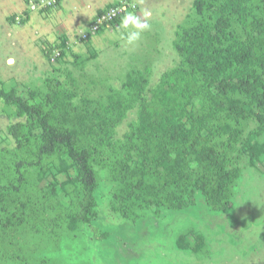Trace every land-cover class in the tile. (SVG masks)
I'll list each match as a JSON object with an SVG mask.
<instances>
[{
	"label": "trees",
	"instance_id": "16d2710c",
	"mask_svg": "<svg viewBox=\"0 0 264 264\" xmlns=\"http://www.w3.org/2000/svg\"><path fill=\"white\" fill-rule=\"evenodd\" d=\"M122 5L99 10L91 25ZM192 10L195 21L175 31L178 63L154 86L145 67L128 71L122 91L110 89L104 102L75 100L70 74V88L58 79L48 80L45 92L29 89L26 96L0 88V99L12 109L7 115L15 119L7 127L11 144L0 149L1 259L23 262L16 252L24 231L56 238L81 224L90 229L100 172L114 183L113 211L124 220L145 211L178 216L197 193L211 211L226 210L240 156L253 166L264 153V0H193ZM124 13L97 31L118 24ZM68 48L60 38L43 53L54 63ZM54 50L59 56L51 62ZM130 114L135 117L128 120ZM248 121L255 125L245 134ZM41 181L47 182L42 188ZM194 239L192 244L178 233L175 245L187 243L197 253L205 242L202 235Z\"/></svg>",
	"mask_w": 264,
	"mask_h": 264
},
{
	"label": "rangeland",
	"instance_id": "374dc122",
	"mask_svg": "<svg viewBox=\"0 0 264 264\" xmlns=\"http://www.w3.org/2000/svg\"><path fill=\"white\" fill-rule=\"evenodd\" d=\"M42 1L0 0V88H13L21 96L29 89L45 92L47 81L53 79L70 88V74L77 84L75 100L104 102L110 89L122 91L128 71L145 67L150 71L149 85L154 86L178 63L173 47L177 27L196 19L193 0H66L51 11L40 8ZM117 3L127 6L121 21L90 33L97 12ZM129 14L149 25L133 45L122 38L127 31L123 21ZM11 17L22 22H12ZM87 33L89 40L81 41ZM60 38L68 40L69 48L59 62L50 63L43 48L56 46ZM11 110L0 99V149L11 144L6 139L7 127L15 121L7 115ZM133 117L130 114L128 120ZM254 125L248 121L245 134ZM125 126L119 127V134ZM259 141L264 143V133ZM238 164L241 173L231 187L225 211H211L197 193L193 205L178 216L145 211L129 221L113 211L117 206L112 197L114 183L100 172L94 190L97 216L90 229L81 224L56 238L48 232L33 236L24 231L18 237L22 249L16 253L23 255L26 264H264V153L253 166L242 155ZM57 178L64 179L61 174ZM46 183L41 181L39 187ZM178 233L192 244L196 235H202L205 244L197 253L187 243L176 247ZM12 251L7 244L5 253ZM2 257L0 264L23 263Z\"/></svg>",
	"mask_w": 264,
	"mask_h": 264
},
{
	"label": "built area",
	"instance_id": "2783aa9c",
	"mask_svg": "<svg viewBox=\"0 0 264 264\" xmlns=\"http://www.w3.org/2000/svg\"><path fill=\"white\" fill-rule=\"evenodd\" d=\"M66 0H43L42 3L40 4V7H47V6H53L54 8L59 7L64 3ZM123 11H125V6H118V7H113L110 8L105 14H102L100 17L96 19V22L90 26V33H95L98 29L99 26L102 24L109 23L112 21L115 17H117L119 14H121ZM87 37V34H84L81 38L84 39ZM59 56V50H54L53 54L51 55L50 61H54L55 57Z\"/></svg>",
	"mask_w": 264,
	"mask_h": 264
},
{
	"label": "clouds",
	"instance_id": "9594fccd",
	"mask_svg": "<svg viewBox=\"0 0 264 264\" xmlns=\"http://www.w3.org/2000/svg\"><path fill=\"white\" fill-rule=\"evenodd\" d=\"M123 27L127 31L122 38L128 45H133L141 36V33L149 27L146 23H141L133 14H129L123 21Z\"/></svg>",
	"mask_w": 264,
	"mask_h": 264
}]
</instances>
